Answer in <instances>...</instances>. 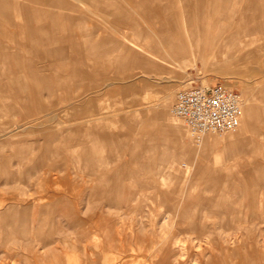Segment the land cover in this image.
<instances>
[{
    "label": "rangeland",
    "instance_id": "1",
    "mask_svg": "<svg viewBox=\"0 0 264 264\" xmlns=\"http://www.w3.org/2000/svg\"><path fill=\"white\" fill-rule=\"evenodd\" d=\"M148 1L120 7L127 22L111 10L96 11L106 8L104 2L91 7L71 0L88 27L81 37L60 41L54 37L61 35L58 28L46 29L58 22H27L0 12V163H8L0 169V264H264V0ZM204 14L211 20L201 22ZM25 24L38 29L25 33ZM178 29L189 34L181 37L189 51L174 58L176 64L175 48L163 35ZM202 29L220 39L207 53L190 35ZM78 43L81 56L74 52ZM218 51L226 53L223 61L217 62ZM49 57L48 64L43 59ZM156 57L169 62L146 65L145 59ZM114 60L119 69L112 68ZM59 76L70 84L51 93L43 91L48 86L28 85ZM215 83L237 90L243 100L241 127L201 138H216L224 154L219 162L216 150L202 156L194 148L198 138L173 115L179 91ZM75 104L82 117L94 119L91 133H72ZM249 110L256 131L235 138ZM155 111L187 129L186 147L160 129L156 170L137 164V150L113 159L112 142L145 139L139 131L157 120ZM61 136L71 143L47 154L48 142ZM91 136L98 140V160L77 161L74 150L90 154ZM78 137L85 143L74 149ZM251 170L260 174L258 182L246 176ZM110 173L105 194L96 193ZM115 184L121 190L114 196ZM12 205L17 211L8 210Z\"/></svg>",
    "mask_w": 264,
    "mask_h": 264
},
{
    "label": "crops",
    "instance_id": "2",
    "mask_svg": "<svg viewBox=\"0 0 264 264\" xmlns=\"http://www.w3.org/2000/svg\"><path fill=\"white\" fill-rule=\"evenodd\" d=\"M70 1L71 0H24V2H21V3L15 2V4L13 2L12 3L11 2H1L0 3V12L2 11V12H4L3 14H7L9 16L13 15L16 18H24V20L26 19L25 21H27V22H43V23L44 22H54V23L58 22L57 26L55 24H50L49 26L48 25L47 26L45 25V26H46L47 30H50L53 27H56V29L58 28L57 31L61 32V35H59V36L56 35L54 37L61 38V39H58L60 41V40H62V37H65V36L66 37H74V38L81 37L82 36L81 34L83 32H85L84 29L86 27H88L85 24L86 19L82 15H80V14L75 15L76 10L71 9V6H70L71 2ZM72 1H75V2L79 3L80 5H87V6H91V7H103L102 3L104 2L106 8L105 9L101 8V9H98L96 11H100L102 13L105 12V14H111V11H112L113 14L117 18H120V20H127V22H129V19L124 18L123 16H121L119 14L120 7H123L125 5L129 6L131 4L138 5L135 3H131L130 2L131 0H72ZM142 3H144V1ZM40 5H42V6L46 5L49 7H57V10L59 7V11H57L56 13H52L54 8H50V10H48V12H44L43 10L37 9L38 8L37 6H40ZM155 5H158V4H155ZM13 7H15V8H13ZM66 7H68L70 9L69 10L70 12H71V10H73V13L67 14ZM156 9H157L156 7H155V9L153 8L155 13H156ZM35 29L37 30L38 27L35 26L33 28V26H29L27 24L24 25L25 33L26 32L28 33L30 30H32V32H34ZM66 30H68L67 34L62 33L63 31H66ZM90 31H92V30H90ZM36 44L38 45L39 42ZM75 46H79V48H76V49L74 48L75 54L81 56L82 51H83L82 50V44L78 43V45L75 44ZM50 57L52 59V56H50ZM50 57L45 58L43 60L48 62V64H49V61L51 60ZM89 60L92 62V59H89ZM61 61H62V58H60V60H59L58 70H59L60 75H62L61 72H63V75H64V72L66 71V69H65V65L63 63H65V62L61 63ZM113 63L118 64V65H115L112 68H116V69L120 68L119 63L117 61L114 60ZM74 64H75V60H74ZM101 69H102V67H101ZM61 79H64V78L59 76L58 78L36 79L37 81H33V83H32V81L31 82L29 81L28 85H34V86H38V87L39 86H43V87L48 86L47 89L43 88V91L51 93L52 91L55 90V86L56 87L59 85L67 86V84H70V83H66V81H62ZM51 80L53 82H49ZM76 80H81V78L80 79L77 78ZM50 87H52V89ZM120 90H122L124 92V88H120ZM37 91H39V90L36 88V92ZM80 98H81L80 96L73 97V100L76 103ZM68 101H71V100L68 99ZM79 101H81V99ZM74 107H75L74 108V112H75L74 121H76V122L73 125L74 130L72 133L73 134H76L78 132L80 133L81 130L84 132H90L91 133L92 130L96 127V124L93 123L94 119L92 118V116L90 118H88L87 116L82 117V114L80 113L82 108L80 106V109H78L79 108L78 104H75ZM155 112H156V114L154 115V118H156L157 120L153 121L150 126H144L139 131V134H141V135L143 134L145 139H143L142 137H139V140L137 141L136 144H133L129 141H124L125 139L122 140L121 142H112L111 150L117 151L116 155H113V159L115 158V156L119 158L120 156L129 155L130 152H134L135 150H137V151H139V156H138L137 161H136L137 164L143 165L144 167L153 166L154 170H156V168H158L157 163H159V162L153 153H155L156 149L158 147H160L159 141H158L161 138V136H160L161 134H159V132L161 133L162 131H160V129L161 130L163 129V131H165V132H171L173 134H176V137L181 141V143H180L181 147L182 148L186 147L185 144H187V141L186 140L184 141L183 139L186 135L185 133H186L187 129L184 128L183 125H178V124L173 123L167 116L165 118L163 112H161V111H155ZM78 114H79V116H78ZM158 121H161V122H158ZM162 121H164V126L161 125ZM83 122H85L84 125H82ZM157 124H159L160 126H157ZM86 127H88L89 130ZM252 128L253 127H251V129L247 128V131H245V132L240 131V133H238V136H235V138L236 137L243 138L246 135V133L251 132V130H252V132L256 131L255 129H252ZM248 130H249V132H248ZM162 134H164V132ZM69 137L70 136L63 138L61 136V137L57 138L58 140L56 142H54V141L48 142V146H47L48 150L46 151V153L50 154V153H53L54 151L59 152V151L63 150L66 147V145H69L71 143V139H68ZM73 137H74V135H73ZM90 139H91V147H90V152H89L90 154H87V153L82 154V153L78 152L77 149L74 150V156H75V159L77 161H79L85 157L86 158L87 157H93L96 160H98L97 156H96V146H97L98 140L95 138L93 139L92 136ZM82 143H85V141L82 140L81 137H78L76 140V146L74 147V149L79 144H82ZM54 144H55V146H54ZM232 147L235 150H237L239 148V146L236 147V145H232ZM194 148L197 149L202 156H204L211 149L216 150V152H217L216 156L218 158V162L224 156L223 152L222 151L220 152V150H219L220 149L219 143L217 142L216 138L213 136H207L205 139L196 140V142L194 144ZM145 156H149L148 161H144ZM165 160H168V159H165ZM165 160L164 161L160 160L161 164H163L165 162ZM107 163L108 162H106V161H99L98 166H106ZM114 163H115V161L112 160L110 164L112 165ZM126 163L131 164V162H125L124 164L126 165ZM121 164H123V163H121ZM7 165H8L7 162L6 163H0V169H1V167H2V169L6 168ZM172 169H173V166H172ZM187 171L189 172V169ZM251 171H252V173H250L251 175H246V176H249L248 178H251V176L255 175V177H254L255 181L258 182L259 181L258 179H260L259 178L260 174H254V170H251ZM95 172L96 171H94V173ZM169 172L171 173L172 171L169 169ZM210 172H211L210 170L207 171V173H210ZM107 177H111L110 179L112 181L114 178V175L112 173H110V174H106L105 176H103V182L104 183L103 184L99 183V185H100L99 188H97L98 186L94 187V191L96 193L100 192L102 195L105 194L108 182L110 181V179H107ZM256 178H258V179H256ZM219 179L220 178H218L217 180L219 181ZM250 181H252V180H250ZM110 189H111L114 196L117 195L121 190V188L118 187L116 184L114 186L110 185ZM16 209H17L16 206L12 205V206H10V208L8 210L9 211H12V210L17 211Z\"/></svg>",
    "mask_w": 264,
    "mask_h": 264
},
{
    "label": "built area",
    "instance_id": "3",
    "mask_svg": "<svg viewBox=\"0 0 264 264\" xmlns=\"http://www.w3.org/2000/svg\"><path fill=\"white\" fill-rule=\"evenodd\" d=\"M241 103V94L227 84H201L179 91L173 112L194 137L201 139L236 130Z\"/></svg>",
    "mask_w": 264,
    "mask_h": 264
},
{
    "label": "bare ground",
    "instance_id": "4",
    "mask_svg": "<svg viewBox=\"0 0 264 264\" xmlns=\"http://www.w3.org/2000/svg\"><path fill=\"white\" fill-rule=\"evenodd\" d=\"M148 2H150V0L148 1ZM151 3V2H150ZM149 3V4H150ZM251 10V9H250ZM249 10V11H250ZM248 14V13H247ZM193 16H194V14L192 15V19H193ZM212 17V15H210V14H208V16H207V14H204L202 17H201V22H203V21H208V20H211L210 19V17ZM219 18V17H218ZM216 19L214 16H213V18L212 19H214V21H215V24L216 23H218L219 24V22H220V19ZM169 19H172L171 18V16L169 17L168 16V20ZM235 19V18H234ZM213 21V20H212ZM204 23H206V22H204ZM214 24V23H213ZM206 24H204V26H205ZM212 25V24H211ZM207 26V25H206ZM212 27V29H213V27H214V25L213 26H211ZM210 27V28H211ZM220 27V26H219ZM206 28V27H205ZM209 28V29H210ZM228 28V27H227ZM207 29H208V27H207ZM219 29V28H218ZM216 30H214V32H215ZM175 32V31H174ZM181 33L182 32H180L179 31V29L176 31V33H174V34H171V33H166L165 35H163L165 38H166V41H167V43H168V45L169 46H171L172 48H175V50L174 51H172L173 52V56H172V61H174V62H176V64L178 63V61H176V60H174V58H178V59H180V58H184V57H186L187 56V53H188V43L187 42H185L184 40H183V38H184V36L187 38V35L189 36V34H186V35H184L183 36V34L181 35ZM211 33H213V32H211ZM214 34V33H213ZM213 34L212 35H209V32L208 31H203V29L201 30V31H199V32H190V35H192V37H193V39H196V41L197 42H195V46H197L196 44L197 43H200V46H202L203 48H204V51L207 53V52H210L211 51V49H212V47L213 46H215V45H217L218 44V42H220V39H216V38H212V37H216V36H213ZM227 36V35H226ZM181 37H183V38H181ZM237 37V36H236ZM233 38V37H232ZM244 38V37H243ZM242 38V39H243ZM241 39V40H242ZM231 40H233V39H231ZM235 40V39H234ZM178 41H180V43L178 44L177 42ZM232 42V41H231ZM253 42H256V41H253ZM214 43H215V45H214ZM237 43H238V41H237ZM236 44V43H235ZM249 44V43H248ZM251 44H252V42H251ZM199 45V44H198ZM230 45H233V44H230ZM246 45V44H245ZM201 47V48H202ZM241 47H242V45H241ZM202 48V49H203ZM238 49V48H237ZM237 49H235V51L237 50ZM240 49V48H239ZM234 50V49H233ZM234 51V52H235ZM238 51V50H237ZM229 52V51H228ZM233 52V53H234ZM218 59H216L217 60V62H220V61H223L224 59H225V57H227V55H226V53L225 52H223V51H218ZM236 53V52H235ZM186 55V56H185ZM229 55H230V53H229ZM155 57V56H154ZM230 59V58H229ZM153 60V61H152ZM150 59V61L148 60V59H145V62H146V65L147 66H154L155 67V64H157V63H160V64H166L165 62H169L168 60H163V59H159V57L157 58H154V59ZM231 61V60H230ZM157 62V63H156ZM207 64V63H206ZM169 66V65H168ZM176 66H178V65H176ZM218 68V67H217ZM18 87V86H17ZM164 101V100H163ZM165 101H168V99L167 100H165ZM241 101H242V103H241V115H240V119H239V125H238V127L236 128V130L239 128V127H241V120H242V117H243V100H242V94H241ZM162 102V101H161ZM167 104V103H166ZM159 107H161V106H159ZM157 108V107H156ZM162 108V107H161ZM167 108V107H166ZM250 109V108H249ZM252 109V108H251ZM167 110V109H166ZM164 111V110H163ZM255 112H256V109H255ZM253 112H251V110H249V111H246V116H245V121H244V124H243V130H242V132H245V131H247V130H244L245 128H250L251 129V127H253L254 125H255V116L253 117V114H252ZM256 114V113H255ZM173 115L177 118V119H179V120H181L180 118H178L175 114H174V112H173ZM164 116H165V118H166V116L167 115H165V113H164ZM257 116V115H256ZM169 117V116H168ZM167 120V119H166ZM182 121V120H181ZM257 122V121H256ZM258 127V126H257ZM253 129V128H252ZM236 130H234V131H236ZM252 131V130H251ZM232 132V131H231ZM248 132H249V130H248ZM228 133H230V132H227V133H224V134H228ZM238 133H240V132H238ZM244 134V133H243ZM247 134V133H246ZM215 135V134H214ZM219 135H222V134H219ZM238 135V134H237ZM236 136V135H235ZM245 143V142H244Z\"/></svg>",
    "mask_w": 264,
    "mask_h": 264
}]
</instances>
